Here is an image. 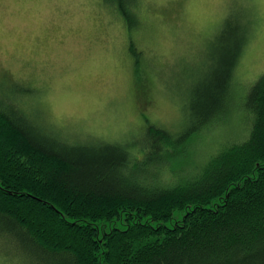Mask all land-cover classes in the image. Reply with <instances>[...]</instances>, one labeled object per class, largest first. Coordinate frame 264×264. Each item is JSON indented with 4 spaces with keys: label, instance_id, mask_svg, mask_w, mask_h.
<instances>
[{
    "label": "trees",
    "instance_id": "obj_1",
    "mask_svg": "<svg viewBox=\"0 0 264 264\" xmlns=\"http://www.w3.org/2000/svg\"><path fill=\"white\" fill-rule=\"evenodd\" d=\"M105 1L140 24L138 0ZM224 18L211 75L188 76L184 126L147 122L139 140L72 141L10 78L0 93V264H264V71L242 95L236 68L253 28ZM218 120H228L223 143L187 168L193 139ZM161 160L170 174L158 181Z\"/></svg>",
    "mask_w": 264,
    "mask_h": 264
},
{
    "label": "rangeland",
    "instance_id": "obj_2",
    "mask_svg": "<svg viewBox=\"0 0 264 264\" xmlns=\"http://www.w3.org/2000/svg\"><path fill=\"white\" fill-rule=\"evenodd\" d=\"M138 2L140 24L129 27L105 0H0V93H10L12 78L31 89L26 107L70 140L119 142L139 140L147 122L184 126L188 76L203 82L211 75L226 16L253 28L236 68L242 95L264 71V0ZM139 87L149 102H135ZM228 120L235 130L233 111ZM228 120L196 135L187 168L223 143ZM168 163L153 165L158 181L170 174Z\"/></svg>",
    "mask_w": 264,
    "mask_h": 264
}]
</instances>
